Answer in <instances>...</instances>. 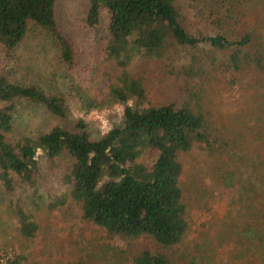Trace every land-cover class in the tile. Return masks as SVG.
<instances>
[{
    "label": "trees",
    "instance_id": "1",
    "mask_svg": "<svg viewBox=\"0 0 264 264\" xmlns=\"http://www.w3.org/2000/svg\"><path fill=\"white\" fill-rule=\"evenodd\" d=\"M241 2L87 0V24L97 28L102 9L108 13L104 25L105 50L120 67L108 87L113 100L122 104L121 123L92 138L85 123L78 119L75 129L53 125L17 140L9 133L19 102L27 100L58 117L64 116L67 106L59 92L35 82L11 80L0 72V180L3 186L12 188L13 175L31 180L37 149L51 161L67 155L71 162L65 174L66 193L80 205L83 220L106 233L129 239L138 235L153 238L155 247L138 249L131 255L130 264H218L216 245L221 235L216 237L217 244L210 239L194 252L176 248L187 228L180 179L182 163L178 154L198 142L207 151L217 152L230 145L229 156L240 157L233 144L241 136L233 128L226 133L227 139L211 133L204 112L194 109L188 100L180 105L173 101L143 104L146 95L141 79L126 65L136 54L162 57L171 42L189 47L207 43L211 47L209 52L202 48L200 55H192L191 62L180 67L185 77L193 78L211 69L248 73L256 82L264 84V37L255 26L240 24L241 31L235 27L240 22ZM190 8L200 20L213 24L212 34H194L188 30L184 10ZM57 22L55 0H0V44L7 50L23 38L29 24H34L49 34L60 59L69 63L72 48ZM232 33L236 37H229ZM218 49L227 50L222 61H216L214 52ZM72 88L87 106L93 105L84 88ZM191 93L196 100L197 94ZM150 149L154 150L153 158L145 167L140 156ZM263 161L255 171H261L264 179ZM255 193L256 203L248 206L245 220L238 227L233 226V235L228 239L231 248L227 257L238 264H264V184ZM34 196L30 200L36 206ZM57 201L61 199L50 204ZM15 212L19 233L32 236L36 222L31 211L16 206Z\"/></svg>",
    "mask_w": 264,
    "mask_h": 264
},
{
    "label": "rangeland",
    "instance_id": "2",
    "mask_svg": "<svg viewBox=\"0 0 264 264\" xmlns=\"http://www.w3.org/2000/svg\"><path fill=\"white\" fill-rule=\"evenodd\" d=\"M86 7L87 0H55L57 23L72 48L69 63L60 59L49 34L34 24H29L13 48L7 50L0 44V72L11 80L35 82L59 92L67 106L64 116L58 117L27 100L19 102L10 137L20 140L53 125L75 129L81 119L90 137L95 138L121 123L122 104L113 100L108 87L120 69L105 50L108 13L102 9L96 28L85 21ZM184 12L191 33H213L212 23L200 20L191 8ZM239 20L235 26L238 31L241 25L255 26L264 37V0H242ZM202 48L208 52L211 49L207 43L189 47L171 42L162 57L136 54L126 67L141 79L146 95L143 104L173 101L180 105L188 100L194 109L204 112L211 133L227 139L230 129L239 132L241 137L233 145L240 157L229 156L230 145L217 152L207 151L198 142L179 152L187 228L176 245L179 250L194 252L210 239L217 244L221 235L216 245L218 264H238L227 257L231 248L228 239L233 226L245 220L248 206L256 203V188L264 184L262 172L255 171L264 160V84L248 73L211 69L193 78L185 77L180 67L191 62L192 55H200ZM226 53V49L216 50V61L224 60ZM205 68H209L207 64ZM72 86L84 88L93 105L87 106ZM191 92L197 94L196 100ZM153 154L152 149L141 154L145 167ZM70 162L67 155L51 161L37 149L31 180L13 175L9 190L0 180V264H130L131 255L138 249L155 247L149 235L129 239L83 220L80 205L66 193L65 174ZM33 196L36 206L30 200ZM16 206L31 211L36 222L32 236L19 233ZM4 252L9 253L7 258Z\"/></svg>",
    "mask_w": 264,
    "mask_h": 264
},
{
    "label": "built area",
    "instance_id": "3",
    "mask_svg": "<svg viewBox=\"0 0 264 264\" xmlns=\"http://www.w3.org/2000/svg\"><path fill=\"white\" fill-rule=\"evenodd\" d=\"M6 253H7V252H4V253H3V255H5V258H7L8 255H9V253H7V254H6ZM0 256H1V255H0Z\"/></svg>",
    "mask_w": 264,
    "mask_h": 264
}]
</instances>
